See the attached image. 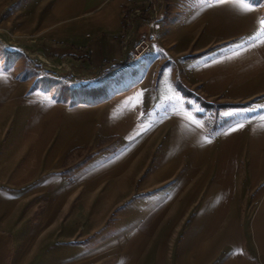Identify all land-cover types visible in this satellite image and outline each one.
<instances>
[{"label":"crops","instance_id":"0c3cea01","mask_svg":"<svg viewBox=\"0 0 264 264\" xmlns=\"http://www.w3.org/2000/svg\"><path fill=\"white\" fill-rule=\"evenodd\" d=\"M165 1L160 19L135 18L149 30L135 27L125 51V14L142 0L61 5L65 20L40 37L43 59L87 75L133 69L95 105L8 107L15 118L9 141L0 140V264H264V44L244 43L264 20V0H251L246 13L227 2L180 0L170 14ZM147 35L157 38L149 53L124 61ZM34 109L35 119L47 111L53 129L59 123L53 136L38 135L36 150L23 142ZM207 119L223 126L212 131ZM96 134L118 137L119 149L92 154L63 178L64 157ZM157 140L165 149L151 178L161 190L149 202L167 210L117 213L132 222L110 224ZM76 193L85 210L62 212ZM41 201L32 222L25 207Z\"/></svg>","mask_w":264,"mask_h":264},{"label":"rangeland","instance_id":"374dc122","mask_svg":"<svg viewBox=\"0 0 264 264\" xmlns=\"http://www.w3.org/2000/svg\"><path fill=\"white\" fill-rule=\"evenodd\" d=\"M82 1L0 0V73L3 74V78H0V140H4V143L9 141L14 126L15 112L10 108L8 109L9 106L24 104L26 100L31 103L33 102L34 105L36 103L46 105V109H48V103L60 104L63 107L95 105L110 96V94L118 92L121 89L117 83L118 80L132 73V64L126 63L127 68L125 70H112L108 75L103 73V71L101 72L102 74L94 73L87 75L83 73L82 68H78L74 63L66 60L55 62L54 60L42 58L43 56L40 54L42 52L43 41L40 37L43 34L46 35L52 32L59 26L62 20H65L59 17L61 5ZM142 1L144 2L141 3L140 9H143L146 4V0ZM252 1L260 2L263 0ZM180 2V0H168V4L165 1L161 5L165 13L170 14L173 6L179 5ZM158 4L159 0H154V9H151L147 15L141 16L146 18V21L160 19L156 13ZM132 10L134 11L133 8L129 11ZM152 17H156V19L153 20ZM135 27L137 34L149 30V24L141 20L136 21L134 31ZM71 71L78 76H71ZM65 87L79 91L83 89H95L94 93L97 96L78 92L73 99L74 102H70V100L63 101L62 97L69 94V92L64 90ZM35 110L31 114V119H27V122L24 124L27 136L23 142L32 150H36L39 134L44 133L45 136H53L59 125L57 123V126L53 129L52 118L46 114L47 111L44 114V119H35ZM207 121L209 129L212 131L223 126L220 119H207ZM158 140L152 147L153 150L157 145L155 150H148L149 148L146 150L140 167L134 175L130 193L118 198L109 220L110 224H116L120 221L125 223L132 222L131 220H118L117 213L167 210L161 200L158 203L149 202L150 197H154L161 190L151 178L153 169L159 163L165 149V141ZM119 147L120 139L118 137H109V140H105L102 136L96 134L93 136L90 144L75 148L64 157L60 174L65 179H72L79 170L74 169L75 165L87 154H96L102 150L114 153ZM84 148H88V150ZM45 154H47L45 156V160H47L50 153L47 151ZM69 171H73V173L67 176L66 174ZM78 195L76 193L68 198L61 206V211H84L86 205L78 202L80 200ZM46 201H41L39 204L29 203L25 207V212L32 216V222H36ZM7 264H10L9 260Z\"/></svg>","mask_w":264,"mask_h":264},{"label":"built area","instance_id":"2783aa9c","mask_svg":"<svg viewBox=\"0 0 264 264\" xmlns=\"http://www.w3.org/2000/svg\"><path fill=\"white\" fill-rule=\"evenodd\" d=\"M154 0H146V4L143 9L127 11L125 14V36H124V51L130 43L131 37L134 33V20L136 17H142L143 15H147L153 7ZM142 15V16H141ZM153 20L156 17H152ZM157 38L154 35H147L140 37L135 42H133L131 51L127 53L124 57V61L128 63H135L141 59H143L150 51L152 45L156 42ZM58 68V67H57ZM70 75L75 77L73 71L70 72ZM91 78L90 76H88Z\"/></svg>","mask_w":264,"mask_h":264},{"label":"snow or ice","instance_id":"6c2138e0","mask_svg":"<svg viewBox=\"0 0 264 264\" xmlns=\"http://www.w3.org/2000/svg\"><path fill=\"white\" fill-rule=\"evenodd\" d=\"M217 3H231L234 7L239 8L242 12H250L254 9V4L251 2V0H216ZM200 4H206L207 6H211L210 0H199ZM264 20H261L259 23V27L257 31L250 37L247 38L244 43H248L252 46H255L257 44H264ZM237 47H243V44L237 45ZM0 78H3V74L0 73ZM142 95V94H141ZM127 105V102H126ZM132 107H135V103L132 104ZM256 109H247L245 111H255ZM242 126V125H241Z\"/></svg>","mask_w":264,"mask_h":264},{"label":"trees","instance_id":"16d2710c","mask_svg":"<svg viewBox=\"0 0 264 264\" xmlns=\"http://www.w3.org/2000/svg\"><path fill=\"white\" fill-rule=\"evenodd\" d=\"M66 92H69L68 95H66L65 97H62L63 101H68L70 100V102H74V97L76 95V93L80 92L82 94H86V95H92V96H97V94L94 93L95 89H83L82 91H79L77 89H71L69 87H65L64 89ZM66 94V93H65ZM85 150H88V148H84ZM92 157V153L87 154L85 157H83L81 159V161L75 165L74 169L79 168L81 166H83V164L88 161L90 158ZM73 173V171H69L66 175L70 176Z\"/></svg>","mask_w":264,"mask_h":264}]
</instances>
